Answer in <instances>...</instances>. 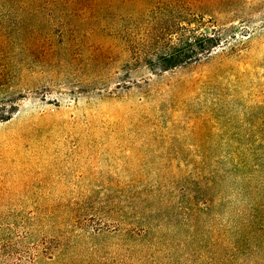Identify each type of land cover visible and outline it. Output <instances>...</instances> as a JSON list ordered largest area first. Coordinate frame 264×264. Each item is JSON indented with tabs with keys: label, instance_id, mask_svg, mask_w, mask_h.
<instances>
[{
	"label": "rangeland",
	"instance_id": "1",
	"mask_svg": "<svg viewBox=\"0 0 264 264\" xmlns=\"http://www.w3.org/2000/svg\"><path fill=\"white\" fill-rule=\"evenodd\" d=\"M212 1L137 18L139 0L4 3L0 264H180L193 238L210 264L211 157L264 128V0ZM191 16L222 42L160 69Z\"/></svg>",
	"mask_w": 264,
	"mask_h": 264
},
{
	"label": "trees",
	"instance_id": "2",
	"mask_svg": "<svg viewBox=\"0 0 264 264\" xmlns=\"http://www.w3.org/2000/svg\"><path fill=\"white\" fill-rule=\"evenodd\" d=\"M33 1L40 2V0H0V8L4 3H7V11H11L10 5L17 7L20 4L31 5L30 2ZM177 1L139 0L138 7L128 9L127 12L129 16L137 18L150 8L159 7L160 3H164L169 12L182 13L181 6ZM186 1L198 9H214L221 5V3L218 4L212 0ZM232 14L237 15L235 12ZM183 21L188 24V27H179L183 31L175 32L176 38L173 44L155 55V60L160 69L176 66L180 62H187L196 58L198 54L209 53L222 42L220 30L211 28L209 34L196 32V27L200 22L198 18L191 16L183 19ZM135 55L138 61L141 57L137 53ZM148 61L150 62L151 59L148 58ZM13 109L15 107L11 105V110ZM257 119L260 123L263 120L256 117L255 120ZM262 125L264 126V122ZM251 138L258 139L261 143L251 147L226 149L221 151L218 157H211L213 167L210 169L209 180L213 183L216 178H220L221 188H225V193L222 196L224 204L223 225L220 228L213 226V233L209 242L213 247V253L210 257L212 263L210 262V264H264V128L257 131ZM211 189L210 204L215 202L214 194L218 187L212 185ZM194 204V208H197L196 203L193 202ZM196 218L197 215L194 214L191 224H195ZM218 243L219 257H216ZM188 246L187 254L190 258L183 259L180 257V264H200L207 255L203 253L199 238L198 241L195 238L190 240ZM6 262V258L2 259V264Z\"/></svg>",
	"mask_w": 264,
	"mask_h": 264
}]
</instances>
